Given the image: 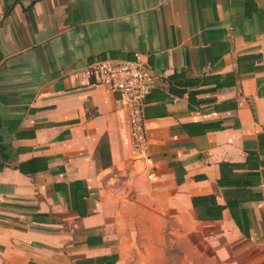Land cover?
I'll use <instances>...</instances> for the list:
<instances>
[{"label": "crops", "instance_id": "0c3cea01", "mask_svg": "<svg viewBox=\"0 0 264 264\" xmlns=\"http://www.w3.org/2000/svg\"><path fill=\"white\" fill-rule=\"evenodd\" d=\"M97 59L161 76L142 147ZM2 263L264 264V0H0Z\"/></svg>", "mask_w": 264, "mask_h": 264}, {"label": "built area", "instance_id": "2783aa9c", "mask_svg": "<svg viewBox=\"0 0 264 264\" xmlns=\"http://www.w3.org/2000/svg\"><path fill=\"white\" fill-rule=\"evenodd\" d=\"M91 86H101L118 96L125 109L132 141L142 147L146 141L143 109L145 98L160 75L152 74L140 59H97L81 68Z\"/></svg>", "mask_w": 264, "mask_h": 264}, {"label": "trees", "instance_id": "16d2710c", "mask_svg": "<svg viewBox=\"0 0 264 264\" xmlns=\"http://www.w3.org/2000/svg\"><path fill=\"white\" fill-rule=\"evenodd\" d=\"M102 144L104 143L105 145H107V141L106 138H102L101 140ZM252 154H249L248 157L246 158V162H248L251 159ZM254 159V157H253ZM231 166V164L227 163L225 165V167H229ZM233 166V165H232ZM229 169V168H228ZM225 177L224 175V169L222 168L221 170V178L223 179ZM220 183H229V180L222 182L220 180ZM74 196L75 198H80L81 194L77 193L76 191H74ZM212 197H206V196H195L192 198V204L194 209L196 210V217L202 219V217H210V216H214L215 213H213L212 210L213 208H217L216 206L213 205V202H211ZM204 201V202H202ZM210 202V203H209ZM203 209V212H202Z\"/></svg>", "mask_w": 264, "mask_h": 264}, {"label": "rangeland", "instance_id": "374dc122", "mask_svg": "<svg viewBox=\"0 0 264 264\" xmlns=\"http://www.w3.org/2000/svg\"><path fill=\"white\" fill-rule=\"evenodd\" d=\"M2 264H5V263H2ZM200 264H202V263H200Z\"/></svg>", "mask_w": 264, "mask_h": 264}]
</instances>
